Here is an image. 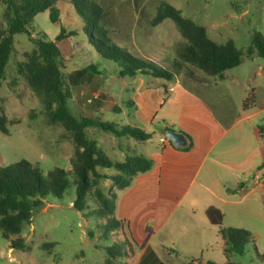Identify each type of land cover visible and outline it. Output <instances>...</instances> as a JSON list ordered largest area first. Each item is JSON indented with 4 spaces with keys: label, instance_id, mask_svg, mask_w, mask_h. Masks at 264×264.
<instances>
[{
    "label": "rangeland",
    "instance_id": "rangeland-1",
    "mask_svg": "<svg viewBox=\"0 0 264 264\" xmlns=\"http://www.w3.org/2000/svg\"><path fill=\"white\" fill-rule=\"evenodd\" d=\"M93 1L105 10L113 41L137 57L169 69L178 61L177 48L186 41L176 24L170 19L157 26L151 24L157 7L166 2L179 9L183 17L203 26L213 41L219 44L228 40L235 42L242 60L237 68L228 71L230 76L253 78L256 69L264 67V60L257 51L249 54L254 36L261 34L264 37V0ZM58 8L59 22L53 23L48 12L42 13L29 27L31 37L26 34L15 36L14 53L0 90V114L7 116L11 122L9 134L0 131V167L27 160L44 173L55 168L72 169V142L61 126H52L47 122L42 100L22 74L27 56L35 48L32 39L55 41L67 74L89 65L97 67L89 82L79 90L72 91L70 104L76 114H94L95 118L114 124L118 131L131 126L152 134L149 141L140 142L131 137L118 138L111 132L90 128L89 134L107 156L115 158L114 152L118 146L126 151L136 150L141 155L145 154L147 148H157L159 138L165 132L163 122L156 120L149 127L131 106L130 95L127 94L138 89L143 80L151 83L154 78L144 75L121 77L118 64L105 60L88 44L83 25L68 0H61ZM8 20L9 13L3 5L0 7V39L7 30ZM61 35L64 38L56 40ZM188 72L204 75L190 65H185L176 75L187 76ZM259 83L264 86V78ZM98 97L99 100H96ZM116 107L122 111L118 113ZM105 171L116 173L113 169ZM70 179L73 181V176ZM75 198L76 187L73 183L63 198L48 196L42 210L34 214L31 224L25 227L20 236L13 237L24 238L25 246L22 248H12L0 231V264H128L127 261H133L139 250L132 244L131 235L125 233L123 236L121 230L105 235V221L86 217L76 211L73 208ZM186 220L187 227H171L154 233L146 250L145 261L188 264L198 258L202 261L193 264H199L213 256L217 264H264L259 258L264 255V225L258 220L227 217L224 221V227L256 232L254 242L247 245L243 255H226L224 251L222 254L213 245L216 228L211 232L200 229L198 234L192 233V219ZM203 242L212 246L202 249ZM126 243L130 244V249ZM110 247L119 250L123 257L111 258L107 253Z\"/></svg>",
    "mask_w": 264,
    "mask_h": 264
},
{
    "label": "trees",
    "instance_id": "trees-1",
    "mask_svg": "<svg viewBox=\"0 0 264 264\" xmlns=\"http://www.w3.org/2000/svg\"><path fill=\"white\" fill-rule=\"evenodd\" d=\"M61 0H0V7L6 6L9 13L8 27L0 39V90L6 77L7 68L14 53V40L18 34L31 37L29 27L35 18L42 13H49L53 23L59 22ZM83 25V33L87 42L105 60L114 62L120 67L121 77H135L137 75L172 81L177 72L190 65L209 77L221 78L224 73L237 68L241 64V51L233 40L223 44L213 41L207 30L191 19L183 17L181 11L169 3L162 2L157 7L156 16L151 21L153 26L163 21L172 20L185 43L177 48L178 61L172 69L154 62L137 57L117 45L112 39L106 12L103 7L93 0H68ZM63 32L64 29H62ZM71 34H77L72 32ZM63 35L56 40H62ZM34 50L27 56L22 74L33 90L42 100L47 122L52 126H61L74 146L71 158L72 169L67 171L55 168L44 173L40 167L34 166L27 160L0 167V231L12 248L25 246L20 236L25 227L31 224L34 214L42 210L45 200L53 195L63 198L71 183L76 187V198L73 208L98 220L105 221L103 228L105 235L119 230L124 233V222L116 218V201L118 192L128 188L135 177L149 172L154 161L135 152L129 151L123 161L111 158L99 147L98 142L89 134L90 128H97L111 132L118 138L131 137L140 142H147L152 134L136 127L126 126L120 131L114 124L95 118L94 114H76L70 104L72 91L79 90L83 84L89 82L93 73L97 72L95 65L65 73L61 53L55 41L32 39ZM257 51L264 60V37L254 36L249 54ZM189 76H193L188 72ZM98 97L96 100H99ZM254 97L247 99V107ZM118 113L121 109L116 107ZM10 120L0 114V131L9 134ZM264 135V129H262ZM189 143L185 147H177L182 151L192 148V139L185 135ZM106 169H113L116 173H107ZM74 180L71 181L70 177ZM110 183V186L106 184ZM210 223L221 226L223 213L210 207L206 211ZM225 240L224 253L226 255H243L247 245L253 241V234L245 229L234 227L221 229ZM133 242V241H131ZM130 249V244L126 243ZM111 258L123 257L115 247L107 249ZM264 261V255L259 256ZM193 260L188 264L196 263ZM159 264H164L160 262ZM199 264H217L209 260ZM236 264V263H229Z\"/></svg>",
    "mask_w": 264,
    "mask_h": 264
},
{
    "label": "crops",
    "instance_id": "crops-1",
    "mask_svg": "<svg viewBox=\"0 0 264 264\" xmlns=\"http://www.w3.org/2000/svg\"><path fill=\"white\" fill-rule=\"evenodd\" d=\"M263 78L264 67L259 66L248 79L228 71L221 78L175 75L172 81L143 80L138 89L127 92L131 106L149 127L161 120L165 129L158 147L144 152L154 161L152 169L118 192L115 216L139 250L128 264H154L145 261L152 235L187 227L186 219H192V233L216 228L213 245L222 254L221 229L229 228L224 227L227 217L254 218L264 225V86L259 83ZM251 96L254 101L245 107ZM168 131L188 135L192 148L182 151L168 139L163 142ZM128 152L118 146L114 159L123 161ZM210 207L223 213L221 226L210 223L206 215ZM251 233L254 241L256 232ZM209 245L203 242L201 248ZM210 260L216 261L213 256Z\"/></svg>",
    "mask_w": 264,
    "mask_h": 264
},
{
    "label": "water",
    "instance_id": "water-1",
    "mask_svg": "<svg viewBox=\"0 0 264 264\" xmlns=\"http://www.w3.org/2000/svg\"><path fill=\"white\" fill-rule=\"evenodd\" d=\"M166 138L177 147H185L188 145V140L183 133L168 131L166 134Z\"/></svg>",
    "mask_w": 264,
    "mask_h": 264
},
{
    "label": "built area",
    "instance_id": "built-area-1",
    "mask_svg": "<svg viewBox=\"0 0 264 264\" xmlns=\"http://www.w3.org/2000/svg\"><path fill=\"white\" fill-rule=\"evenodd\" d=\"M167 140V138H163L162 141L165 142Z\"/></svg>",
    "mask_w": 264,
    "mask_h": 264
}]
</instances>
